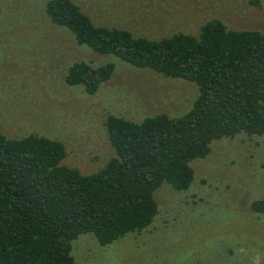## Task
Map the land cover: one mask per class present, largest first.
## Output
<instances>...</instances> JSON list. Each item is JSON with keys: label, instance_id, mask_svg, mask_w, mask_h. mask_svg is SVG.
Segmentation results:
<instances>
[{"label": "rangeland", "instance_id": "1", "mask_svg": "<svg viewBox=\"0 0 264 264\" xmlns=\"http://www.w3.org/2000/svg\"><path fill=\"white\" fill-rule=\"evenodd\" d=\"M99 25L147 38L182 31L197 34L210 19L228 28L264 32V0H74ZM45 0H0V130L61 140L62 163L90 173L114 154L104 120L108 114L141 121L159 112L188 110L197 85L130 65L79 45L66 28L50 22ZM115 61L109 80L93 94L66 84L69 63ZM193 179L176 191H155L159 215L141 231L100 245L91 233L72 240L76 264H264V143L240 133L212 141L191 161Z\"/></svg>", "mask_w": 264, "mask_h": 264}, {"label": "trees", "instance_id": "2", "mask_svg": "<svg viewBox=\"0 0 264 264\" xmlns=\"http://www.w3.org/2000/svg\"><path fill=\"white\" fill-rule=\"evenodd\" d=\"M44 12L79 45L194 82L197 95L180 115L133 121L108 114L104 129L114 154L90 173L62 163L66 148L57 138L0 130V264H76L71 250L79 234L91 233L104 246L149 228L159 215L156 189L165 182L186 190L191 161L205 157L212 141L245 133L264 143V32L214 18L197 34L147 38L96 24L74 0H45ZM114 69V59L73 61L64 80L93 94ZM252 208L264 213V197Z\"/></svg>", "mask_w": 264, "mask_h": 264}]
</instances>
